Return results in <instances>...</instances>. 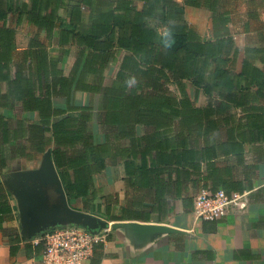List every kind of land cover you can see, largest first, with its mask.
Listing matches in <instances>:
<instances>
[{"label": "crops", "instance_id": "1", "mask_svg": "<svg viewBox=\"0 0 264 264\" xmlns=\"http://www.w3.org/2000/svg\"><path fill=\"white\" fill-rule=\"evenodd\" d=\"M176 1L201 39H215L213 12L204 0ZM136 3L141 9L143 3ZM5 6L9 14L0 27L14 29L10 77L21 81L0 84V185L14 215L3 223L11 236L0 230V264H40V256H27L25 243L34 245L65 219H48L31 231L32 188L37 199L47 195L50 206L61 204L62 195L69 210L108 223L99 230H106V241L85 264H264V0H218L217 11L227 19L218 32L232 35L238 47L226 65L237 79L231 95L207 94L190 79L162 80L161 87L177 90L171 95L178 111L143 113L139 122L134 114L108 112L102 92L76 88L89 50L81 56L76 45L60 47L58 30L32 24L21 12L32 0H6ZM83 11L87 22L90 10ZM59 14L69 20L64 8ZM124 55L117 53L105 69L103 86L116 79ZM55 129L64 137L69 130L92 136L94 162L68 176L72 182L90 179L85 195L68 196L65 166L56 163L84 147L59 142ZM49 163L58 191L43 181ZM205 189L247 191L248 201L222 219L202 220L194 200Z\"/></svg>", "mask_w": 264, "mask_h": 264}, {"label": "trees", "instance_id": "2", "mask_svg": "<svg viewBox=\"0 0 264 264\" xmlns=\"http://www.w3.org/2000/svg\"><path fill=\"white\" fill-rule=\"evenodd\" d=\"M136 2L143 3L141 9ZM204 4L213 12L215 39H201L186 22L184 9L176 0H32L31 8H23L21 12H26L32 24L49 33L58 30L60 47L76 45L81 48V56L89 50L76 88L102 92L107 99L108 112L134 114L139 122L143 113L178 111L171 93L161 87L162 80L173 79L181 84L184 79H190L207 94L233 93L237 79L226 65L238 47L232 35L222 36L218 32V28L222 29L227 23L224 15L217 11L218 0H204ZM5 5L6 0H0V22L9 14ZM83 6L90 10L87 22ZM61 7L69 20L59 14ZM148 18L157 20L158 24L148 23ZM160 29L163 31L159 32ZM14 49V29L0 27V84L7 81L18 86L17 82L21 81L18 76L14 80L10 77L9 64ZM122 51L125 55L116 79L111 85L103 86L105 69ZM92 77L94 80L89 83ZM181 92L187 95L182 87ZM2 123L0 116V126ZM58 131L55 129V138L59 142L67 139L72 147L79 142L84 147L70 157H62L61 161H56L55 154V161L65 166L61 177L68 196L85 195L90 179L72 182L68 176L71 169L76 172L94 162L92 136L69 130L64 137ZM98 166H104L103 160L98 159ZM13 219L8 194L0 185V230L7 236H11L12 231L5 229L3 223ZM25 248L28 257H39L43 249L42 245L32 243H25ZM11 250L14 254V247Z\"/></svg>", "mask_w": 264, "mask_h": 264}, {"label": "built area", "instance_id": "3", "mask_svg": "<svg viewBox=\"0 0 264 264\" xmlns=\"http://www.w3.org/2000/svg\"><path fill=\"white\" fill-rule=\"evenodd\" d=\"M248 192L202 190L194 200V213L202 220H219L234 210H242ZM106 241V230L92 234L77 226L52 229L33 241L42 245L40 264H85L94 254L96 245Z\"/></svg>", "mask_w": 264, "mask_h": 264}, {"label": "water", "instance_id": "4", "mask_svg": "<svg viewBox=\"0 0 264 264\" xmlns=\"http://www.w3.org/2000/svg\"><path fill=\"white\" fill-rule=\"evenodd\" d=\"M43 181L49 189H60V182L58 180L57 172L52 164H47L45 166V172L43 175ZM31 200L29 201V214L31 220L29 222L30 230L33 231L36 226L45 222L48 219H54L58 216L65 215V219L61 222L52 223L44 233L59 227L67 226H77L88 230L92 234H97L99 230L104 229L108 226V223L95 215L79 213L69 210L64 197L61 195L60 203L54 206H50L49 197L42 199H37V190L35 188L31 189ZM117 225H113L116 228ZM157 231H168L166 228L157 229ZM43 233V234H44Z\"/></svg>", "mask_w": 264, "mask_h": 264}, {"label": "rangeland", "instance_id": "5", "mask_svg": "<svg viewBox=\"0 0 264 264\" xmlns=\"http://www.w3.org/2000/svg\"><path fill=\"white\" fill-rule=\"evenodd\" d=\"M30 31L32 32L31 29H30ZM115 72H116V66H114L113 69L110 71V77H109V79H108V83H111V82H112V80H113V76H114ZM167 89H168V88H167ZM169 89H170V90H169ZM169 89H168V91H169L170 93H173V91H175V92L177 91L176 89L174 90L173 86H170Z\"/></svg>", "mask_w": 264, "mask_h": 264}, {"label": "clouds", "instance_id": "6", "mask_svg": "<svg viewBox=\"0 0 264 264\" xmlns=\"http://www.w3.org/2000/svg\"><path fill=\"white\" fill-rule=\"evenodd\" d=\"M129 86H131V83H129Z\"/></svg>", "mask_w": 264, "mask_h": 264}]
</instances>
